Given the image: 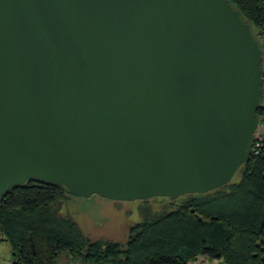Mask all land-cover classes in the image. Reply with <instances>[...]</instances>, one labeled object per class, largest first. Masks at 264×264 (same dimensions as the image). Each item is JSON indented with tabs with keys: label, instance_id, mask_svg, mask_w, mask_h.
Here are the masks:
<instances>
[{
	"label": "water",
	"instance_id": "1",
	"mask_svg": "<svg viewBox=\"0 0 264 264\" xmlns=\"http://www.w3.org/2000/svg\"><path fill=\"white\" fill-rule=\"evenodd\" d=\"M263 54L230 0H0V199L207 194L250 161Z\"/></svg>",
	"mask_w": 264,
	"mask_h": 264
},
{
	"label": "trees",
	"instance_id": "2",
	"mask_svg": "<svg viewBox=\"0 0 264 264\" xmlns=\"http://www.w3.org/2000/svg\"><path fill=\"white\" fill-rule=\"evenodd\" d=\"M230 2L261 46L264 0ZM250 157L228 185L167 198L180 203L161 213L145 211L124 244L90 241L76 217L60 208L71 195L30 180L0 199V244L10 245L13 264H56L64 254L86 264H189L199 256L222 264H264V151Z\"/></svg>",
	"mask_w": 264,
	"mask_h": 264
},
{
	"label": "rangeland",
	"instance_id": "3",
	"mask_svg": "<svg viewBox=\"0 0 264 264\" xmlns=\"http://www.w3.org/2000/svg\"><path fill=\"white\" fill-rule=\"evenodd\" d=\"M254 33H257L253 26ZM179 199L154 198L145 202H118L94 196L89 199L66 196L60 203L63 211L76 217L83 232L90 241L108 240L126 243L133 227L142 222L143 213H161L179 205ZM0 264H13L11 247L0 244ZM56 264H86L67 254L62 255ZM189 264H222L219 261L199 256Z\"/></svg>",
	"mask_w": 264,
	"mask_h": 264
},
{
	"label": "built area",
	"instance_id": "4",
	"mask_svg": "<svg viewBox=\"0 0 264 264\" xmlns=\"http://www.w3.org/2000/svg\"><path fill=\"white\" fill-rule=\"evenodd\" d=\"M261 49H262V54H263V61L261 65L263 68V74H262L263 98L259 106L260 115H258V119H259L258 129L256 131L253 144H252V148H251V155L254 157L259 156L262 153V151H264V38L261 40Z\"/></svg>",
	"mask_w": 264,
	"mask_h": 264
}]
</instances>
